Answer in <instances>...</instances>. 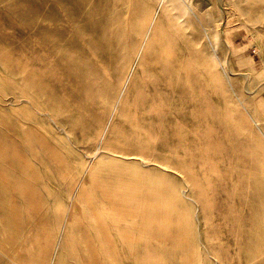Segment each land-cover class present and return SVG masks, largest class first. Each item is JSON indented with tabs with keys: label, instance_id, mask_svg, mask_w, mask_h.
<instances>
[{
	"label": "rangeland",
	"instance_id": "obj_1",
	"mask_svg": "<svg viewBox=\"0 0 264 264\" xmlns=\"http://www.w3.org/2000/svg\"><path fill=\"white\" fill-rule=\"evenodd\" d=\"M50 260L264 264V0H0V264Z\"/></svg>",
	"mask_w": 264,
	"mask_h": 264
},
{
	"label": "bare ground",
	"instance_id": "obj_2",
	"mask_svg": "<svg viewBox=\"0 0 264 264\" xmlns=\"http://www.w3.org/2000/svg\"><path fill=\"white\" fill-rule=\"evenodd\" d=\"M155 14V12H154ZM153 19V16L151 18V20ZM148 28V27H147ZM150 29V28H149ZM147 33V32H145ZM144 33V34H145ZM140 55V54H139ZM139 58V57H138ZM115 105V104H114ZM94 152V151H93ZM93 154V153H92ZM124 155V154H123ZM93 157V156H92ZM90 157V158H92ZM88 170V169H87ZM66 191H67V194L68 196H70V198L72 197L73 198V201H72V204H71V209H72V214H75L77 209H78V204H80V202H88V199H90V195L89 194H82V192L80 191V188H78V185L76 186L75 184H72L70 186H68L66 188ZM88 205V203H86ZM93 209V207H92ZM76 215V214H75ZM81 218V217H80ZM78 216H76V221H73L75 223H72V222H69L68 224V221L65 222V225L64 227L62 228V230L65 229L66 227V224L67 226H73V225H77V222L79 221H82V219H80ZM63 238V236H62ZM71 239H73L70 235L66 234L65 237L63 238V240H61V238L59 239V242H69ZM59 244V243H58ZM52 260L49 261L48 264H52Z\"/></svg>",
	"mask_w": 264,
	"mask_h": 264
}]
</instances>
